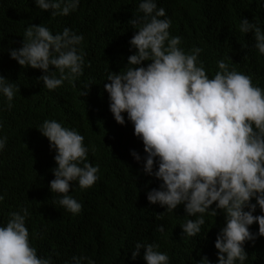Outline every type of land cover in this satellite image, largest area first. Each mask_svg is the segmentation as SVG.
Wrapping results in <instances>:
<instances>
[{
    "label": "trees",
    "instance_id": "1",
    "mask_svg": "<svg viewBox=\"0 0 264 264\" xmlns=\"http://www.w3.org/2000/svg\"><path fill=\"white\" fill-rule=\"evenodd\" d=\"M139 2L80 0L70 14L51 16L35 0H0V75L19 85L11 109L0 95V137L7 136L0 151V195L5 197L0 201V224L7 223L10 212L27 207L30 243L39 256L51 257L54 264H65L73 256H87L96 264H147L143 249L136 260L131 258L137 241L159 244L170 264H198L203 256L213 264L219 259L215 240L225 224V213H205L201 232L181 237V225L194 217L185 216L183 204L165 212L159 203L148 201L147 192L161 181L144 173L143 161L132 156V149L142 157L146 152L127 113L126 123L120 124L109 108L103 85L110 71L125 70L127 57L136 51L130 46L136 29L128 21L134 14L142 15L137 12ZM157 5L171 18L169 31L181 37L180 47L186 52L203 49L198 63L203 62L210 78L223 59L230 70L249 75L254 85L264 88V54L255 47L254 34L239 29L246 17L264 30V7L258 0H157ZM42 22L53 33L70 27L84 36L79 45L85 61L83 75L55 90L37 79L43 70L21 66L8 51L22 46L28 25ZM82 91L88 94L82 96ZM46 119L78 130L89 149L87 160L99 165V179L93 186L81 189L73 182L70 194L83 206L78 214L65 210L50 191L56 153L37 128ZM255 214H262L259 206ZM159 225H164V233L158 231ZM258 229V222L250 226L254 233ZM244 246L245 264H264V236Z\"/></svg>",
    "mask_w": 264,
    "mask_h": 264
},
{
    "label": "clouds",
    "instance_id": "2",
    "mask_svg": "<svg viewBox=\"0 0 264 264\" xmlns=\"http://www.w3.org/2000/svg\"><path fill=\"white\" fill-rule=\"evenodd\" d=\"M35 3L57 16L76 10L80 0ZM258 5L264 7V0H258ZM137 12L142 15L134 14L128 21L136 29L130 39L136 51L127 57L124 71L108 73L103 86L115 120L125 124L127 113L134 134L143 141L146 155L132 149V156L143 161L144 173L161 181L147 192V199L165 207V212L184 205L185 216L194 218L181 225V237L200 233L204 214L217 216L222 210L225 224L215 240L219 257L215 264H245V243L264 236V88L254 85L249 75L230 70L223 59L210 78L203 62L198 63L203 49L186 52L179 46L181 37L170 34L171 18L157 0H140ZM239 29L252 32L255 47L264 54V30L246 17ZM23 37L21 47L8 49L10 56L21 66L43 70L37 79L47 89L55 90L83 75L85 61L79 49L83 34L70 27L53 33L42 22L28 25ZM9 81L0 75V95L11 109L19 85ZM87 94L82 91V96ZM37 128L56 153L50 191L65 210L78 214L83 206L70 189L73 182L81 189L93 186L99 179V165L87 160L89 149L78 130L55 119H46ZM6 142L7 136L0 137V151ZM4 198L0 195V201ZM258 206L262 214L254 215ZM8 215L7 223L0 224V264H54L51 257L39 256L30 243L28 208ZM256 222L259 229L254 233L250 226ZM158 231L164 233V225ZM159 248L156 243L137 241L131 258L136 260L143 249L147 264H170L168 254ZM85 262L96 264L87 256H73L65 264ZM198 264L213 261L203 256Z\"/></svg>",
    "mask_w": 264,
    "mask_h": 264
}]
</instances>
